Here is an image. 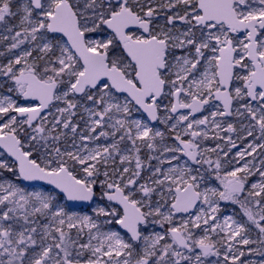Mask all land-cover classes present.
Instances as JSON below:
<instances>
[{
	"label": "snow or ice",
	"instance_id": "6c2138e0",
	"mask_svg": "<svg viewBox=\"0 0 264 264\" xmlns=\"http://www.w3.org/2000/svg\"><path fill=\"white\" fill-rule=\"evenodd\" d=\"M0 264H264V0H0Z\"/></svg>",
	"mask_w": 264,
	"mask_h": 264
}]
</instances>
